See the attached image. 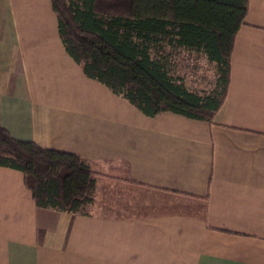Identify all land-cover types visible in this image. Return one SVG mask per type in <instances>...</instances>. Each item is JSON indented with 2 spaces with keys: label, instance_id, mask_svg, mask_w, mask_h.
Returning <instances> with one entry per match:
<instances>
[{
  "label": "crops",
  "instance_id": "crops-1",
  "mask_svg": "<svg viewBox=\"0 0 264 264\" xmlns=\"http://www.w3.org/2000/svg\"><path fill=\"white\" fill-rule=\"evenodd\" d=\"M0 126L86 159L84 214L0 166V264H264V0H248L211 121L147 116L66 52L51 0H0Z\"/></svg>",
  "mask_w": 264,
  "mask_h": 264
},
{
  "label": "trees",
  "instance_id": "trees-1",
  "mask_svg": "<svg viewBox=\"0 0 264 264\" xmlns=\"http://www.w3.org/2000/svg\"><path fill=\"white\" fill-rule=\"evenodd\" d=\"M66 52L89 78L147 116L172 112L211 121L229 83L230 54L248 0H51ZM203 55L215 68L208 92L173 75L172 52ZM0 166L22 172L39 208L84 214L95 173L86 159L12 137L0 126Z\"/></svg>",
  "mask_w": 264,
  "mask_h": 264
},
{
  "label": "rangeland",
  "instance_id": "rangeland-1",
  "mask_svg": "<svg viewBox=\"0 0 264 264\" xmlns=\"http://www.w3.org/2000/svg\"><path fill=\"white\" fill-rule=\"evenodd\" d=\"M170 59L172 74L182 77L190 90L203 93L213 88L215 68L203 55L178 49L172 52Z\"/></svg>",
  "mask_w": 264,
  "mask_h": 264
}]
</instances>
